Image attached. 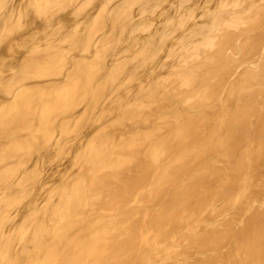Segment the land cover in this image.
<instances>
[{
  "label": "bare ground",
  "instance_id": "obj_1",
  "mask_svg": "<svg viewBox=\"0 0 264 264\" xmlns=\"http://www.w3.org/2000/svg\"><path fill=\"white\" fill-rule=\"evenodd\" d=\"M0 264H264V0H0Z\"/></svg>",
  "mask_w": 264,
  "mask_h": 264
}]
</instances>
